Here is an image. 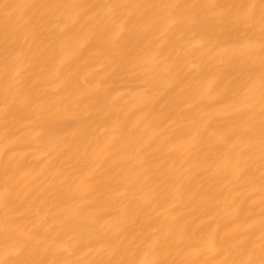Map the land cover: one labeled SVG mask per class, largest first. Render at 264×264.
I'll return each instance as SVG.
<instances>
[{
  "label": "bare ground",
  "instance_id": "obj_1",
  "mask_svg": "<svg viewBox=\"0 0 264 264\" xmlns=\"http://www.w3.org/2000/svg\"><path fill=\"white\" fill-rule=\"evenodd\" d=\"M4 2H86L101 5L112 2L207 3L215 0H0V3ZM218 2L241 3L244 0ZM2 28L0 19V42ZM76 30L86 33L88 27L81 20ZM250 36L257 44L251 67L258 79L259 24L250 30ZM85 40L82 37L81 42ZM161 40L164 41L163 56L171 60L179 54L182 60L178 81L172 73L163 71L166 61L155 68L149 59L152 48ZM184 40L188 44L179 47L176 34L161 37L158 29L132 38L133 43L138 42L137 51L147 62L135 79L120 81L123 86L113 88L106 97V110L111 114L108 117L97 113L91 100H82L75 110L81 115L86 111L92 112L88 120L77 121V117L70 115L74 105L67 101L57 102L51 109L33 111L30 115H25L27 110L15 113V119L10 117L11 123L7 126L0 118V189L4 184L5 165L10 160L13 164L20 161L26 175L17 173L15 191L33 208V214L25 216L23 223L31 227L29 222L39 219L42 233L47 229L51 236L59 234L61 241L68 244L86 239L99 225H103L108 235L126 225L125 233L129 238L139 235L137 243L163 223L185 225L194 247H198L202 238L213 231L219 236L224 235L231 227L229 201L234 193L230 194L231 185H228L227 177L215 175L214 169L226 162L227 146L206 138L204 125L211 124L214 128L220 120L211 102L202 100V97L207 95V81L213 74L231 72L227 62L230 53L208 51L206 38L195 28L185 33ZM76 46L73 44L64 53L68 59L59 79L55 75L59 53L51 56L45 51L41 55L35 47L24 44L21 59L6 65L0 46V109L4 104L5 88L10 87L14 91L21 86L18 81L27 90L39 80L37 86L47 90L50 100L56 99V85L64 78L79 85L77 94H103L113 81L107 78L108 69L95 59L97 40L93 37L78 56L73 54ZM116 117L123 127L115 123ZM193 119L200 121L201 134L205 137L195 146L191 143L195 132L191 123ZM82 124L89 125L87 138L80 135ZM13 125L28 133L24 142H15L16 136L7 132ZM133 126L135 133L129 137L127 133ZM49 130H55L65 139L48 135ZM69 141L72 146L66 148ZM145 142L152 145V156L146 163L144 153L139 151ZM117 151L120 163L114 164L112 154ZM21 211L23 208H17L16 214ZM4 219L5 210L0 207V250L8 242L4 234ZM97 246L82 247L77 256L85 260L98 259L104 253L98 254L95 251ZM186 253L187 250L173 251L166 259H193ZM197 259L211 261L212 257L205 253Z\"/></svg>",
  "mask_w": 264,
  "mask_h": 264
},
{
  "label": "snow or ice",
  "instance_id": "obj_2",
  "mask_svg": "<svg viewBox=\"0 0 264 264\" xmlns=\"http://www.w3.org/2000/svg\"><path fill=\"white\" fill-rule=\"evenodd\" d=\"M0 19L3 22L0 46L6 65L19 61L24 55V44H29L41 55L45 51L51 56L60 54L55 67V75L59 79L68 59L64 53L75 44L77 46L73 54H82L86 43L95 37L98 43L95 59L108 69L107 78L113 81L103 94L95 95L94 92L77 94L78 84L68 78L60 79L56 85L58 95L55 100L48 98L45 88L37 86L39 80L27 90L18 81L17 84L21 86L14 91L10 87L5 88L0 118L6 126L11 123L10 117L15 119V113L27 110L25 115H30L33 111L51 109L57 102L65 101L74 105L70 115L77 117V121L88 120L93 115L90 111L82 115L76 112L82 100H91L97 113L103 117L110 116L106 110V97L113 88L123 86L120 81L135 79L147 62L137 51L138 42H132L137 34L158 29L161 37L176 34L180 42L178 46L184 47L188 44L184 40L185 33L195 28L206 38L208 51L230 53L227 62L231 72L213 74L207 81V95L202 100L211 102L220 120L214 128L211 124L204 125L206 138L227 146V160L217 165L214 174L225 175L228 185H231L230 194L234 193L229 201L231 227L223 236L215 231L209 233L202 238L198 247L193 246L187 227L175 223L161 224L148 232L147 238L139 243V235L131 238L126 235V225L112 235H108L103 225H99L91 230L86 239L68 244L61 241L59 234L51 236L47 229L42 233L39 219L30 221L31 227L22 222L25 216L33 214V208L15 191L17 173H26L22 172L20 161L13 164L10 160L5 165L4 184L0 189V207L5 210L4 234L8 241L0 250V264H264V0H244L241 3L218 0L158 4L112 2L101 5L86 2H4L0 3ZM81 20L88 27L86 33L74 31ZM257 24L260 26L258 79L251 67L257 44L250 36V30ZM82 37L86 38L83 43ZM163 43L161 40L152 48L149 59L155 68L166 61L163 71L172 73L178 81L182 60L179 54L171 60L163 56ZM115 123L123 127L118 117ZM191 123L195 128L191 143L195 146L203 142L205 137L201 134L200 121L193 119ZM209 128L212 131L209 132ZM41 131H44L43 127ZM88 131L89 125L82 124L80 135L87 138ZM7 132L16 136L15 142H24L28 135L14 125ZM134 133L135 126L127 135L132 137ZM48 135L56 136L59 140L65 139L58 136L55 130H49ZM71 146V141L65 144L66 148ZM139 151L144 153L146 163L152 156V145L145 142ZM112 155L115 157L113 163L119 164L118 151ZM17 208H23V211L16 214ZM92 245H98L95 251L104 255L86 260L77 256L82 247ZM184 250L193 259H166L173 251L179 253ZM205 253L212 257L211 261L197 259Z\"/></svg>",
  "mask_w": 264,
  "mask_h": 264
}]
</instances>
